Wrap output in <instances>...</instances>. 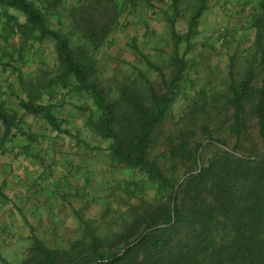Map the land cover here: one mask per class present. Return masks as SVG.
Returning <instances> with one entry per match:
<instances>
[{
    "label": "rangeland",
    "instance_id": "obj_1",
    "mask_svg": "<svg viewBox=\"0 0 264 264\" xmlns=\"http://www.w3.org/2000/svg\"><path fill=\"white\" fill-rule=\"evenodd\" d=\"M53 1L34 0L48 14V26L69 39L72 53L92 62V79L107 100H120L127 91L148 103L145 76L158 92L165 90L174 56L170 0H56L57 5L46 10ZM197 5L198 0H181L179 34L187 32ZM208 5L187 52L185 43L179 45L185 53L186 80L163 123L165 133L182 124L180 116L189 112L201 89L211 91L212 97L222 95L231 72L240 81L255 66L250 19L257 0H209ZM8 17V12H0V101L22 117L19 127L27 133L2 139L0 121V264H23L35 237L51 248L68 247L82 237L81 219L111 241L125 229L127 204L136 202L123 187L138 174L114 162L107 144L87 134L92 101L63 86L55 43L28 38L30 32L24 33L16 19ZM103 28L108 30L104 38ZM83 32L90 38L99 35L97 50ZM37 94L43 95L42 103L56 104L55 115L70 135H58L45 120L22 112L21 100ZM226 130L215 135L225 136ZM233 145L229 139L228 148Z\"/></svg>",
    "mask_w": 264,
    "mask_h": 264
},
{
    "label": "trees",
    "instance_id": "obj_2",
    "mask_svg": "<svg viewBox=\"0 0 264 264\" xmlns=\"http://www.w3.org/2000/svg\"><path fill=\"white\" fill-rule=\"evenodd\" d=\"M113 1L134 4L136 0ZM208 1L198 0L188 30L181 35L176 28L181 0H170L172 75L162 92L144 77L149 95L145 103L127 91L120 100H107L92 79V62L72 53L69 39L48 26V14L34 0H0V12L16 19L24 33L30 32L28 38L55 43L63 86L92 101L93 111L85 123L87 134L107 144L114 162L138 174L123 187L136 202L127 204L125 229L111 241L81 219L83 236L68 247L51 248L33 237L31 255L23 264H264V0H257L250 19L255 31V66L240 81L231 72L222 95L213 98L211 91L201 89L189 112L180 116L178 124H182L169 133L162 129L186 80L182 54L198 32ZM56 5L54 0L45 9ZM83 33L97 50L99 35L90 38L91 34ZM102 34L104 38L108 30L103 28ZM182 43L185 53H180ZM42 97L37 94L21 100L22 112L42 118L58 135H70L55 115L56 104L42 103ZM0 121L2 139L25 132L19 127L22 117L8 111L3 101ZM223 127L226 135L216 136ZM229 139L234 141L233 152L225 149ZM188 173L193 174L180 183Z\"/></svg>",
    "mask_w": 264,
    "mask_h": 264
},
{
    "label": "water",
    "instance_id": "obj_3",
    "mask_svg": "<svg viewBox=\"0 0 264 264\" xmlns=\"http://www.w3.org/2000/svg\"><path fill=\"white\" fill-rule=\"evenodd\" d=\"M225 149H227L228 151H230V152H233L231 149H229L228 147H225ZM201 150V149H200ZM235 153V152H234ZM198 162H199V167H200V160L198 159ZM193 173H195V172H193ZM193 173H188L187 175H185V176H183L182 178H181V180H180V183L181 182H183L184 181V179L187 177V176H189V175H191V174H193ZM161 226H165V225H161Z\"/></svg>",
    "mask_w": 264,
    "mask_h": 264
},
{
    "label": "crops",
    "instance_id": "obj_4",
    "mask_svg": "<svg viewBox=\"0 0 264 264\" xmlns=\"http://www.w3.org/2000/svg\"><path fill=\"white\" fill-rule=\"evenodd\" d=\"M33 118H36V119H37V118H39V117H35V116H34ZM41 119H42V118H41Z\"/></svg>",
    "mask_w": 264,
    "mask_h": 264
}]
</instances>
